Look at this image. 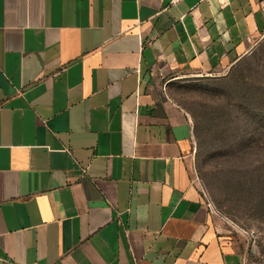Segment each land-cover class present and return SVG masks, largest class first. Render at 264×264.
Returning <instances> with one entry per match:
<instances>
[{
    "label": "crops",
    "instance_id": "crops-1",
    "mask_svg": "<svg viewBox=\"0 0 264 264\" xmlns=\"http://www.w3.org/2000/svg\"><path fill=\"white\" fill-rule=\"evenodd\" d=\"M263 30L264 0H0V264H240L168 86Z\"/></svg>",
    "mask_w": 264,
    "mask_h": 264
},
{
    "label": "rangeland",
    "instance_id": "rangeland-1",
    "mask_svg": "<svg viewBox=\"0 0 264 264\" xmlns=\"http://www.w3.org/2000/svg\"><path fill=\"white\" fill-rule=\"evenodd\" d=\"M193 125L192 175L240 264H264V30L226 73L168 86Z\"/></svg>",
    "mask_w": 264,
    "mask_h": 264
}]
</instances>
